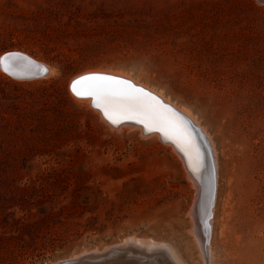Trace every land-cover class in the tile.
Listing matches in <instances>:
<instances>
[{
  "label": "rangeland",
  "instance_id": "obj_1",
  "mask_svg": "<svg viewBox=\"0 0 264 264\" xmlns=\"http://www.w3.org/2000/svg\"><path fill=\"white\" fill-rule=\"evenodd\" d=\"M13 51L50 72L0 74V264H54L129 238L209 264L190 233L195 186L178 152L112 127L71 91L97 69L192 113L218 163L210 264H264L261 0H0V55ZM17 219L33 223L24 244L6 240Z\"/></svg>",
  "mask_w": 264,
  "mask_h": 264
},
{
  "label": "bare ground",
  "instance_id": "obj_2",
  "mask_svg": "<svg viewBox=\"0 0 264 264\" xmlns=\"http://www.w3.org/2000/svg\"><path fill=\"white\" fill-rule=\"evenodd\" d=\"M12 53H18L22 57H27V59L32 61L34 64L39 65L42 68L46 69L45 74H47V77H48L50 69L48 68V66H46L47 64L45 65L43 62L39 61L38 59L36 60L33 57H30L29 56L30 54L27 55L24 53H20L18 51H13ZM0 56H3V55H0ZM15 71L17 72V74H22V73L26 74V75L30 74L29 78H15L13 75L10 76L2 68H0V74H6L9 77L13 78L14 80H16V79H19L20 81L21 80H33V79L37 80L43 76L41 74V72H40V74H38L39 71H37L35 68H33L31 70H27L25 68H20V69L15 70ZM52 73H53V69H52ZM88 74H103V75H108V76L114 77L116 79L128 81L129 83H131L135 87L141 88L144 91L151 94L152 96H155L156 99L161 104H163L166 107H168L169 109H171L181 120H183L186 123V125H187L186 131H187L188 137H190V140H191L193 153H194V155H197L198 159H199V166L195 167V168H192L189 166L188 159L185 157L184 153L167 136L162 135L160 132H158L154 129H151V128L146 129L142 123H137L135 120L120 119L116 122H111L110 120L105 118L103 112L98 107L93 106V101H92V98L90 96H88L86 94L80 96V97L84 98L85 101L87 103H89V105H91L93 108L97 109L98 114H100V117H102L105 120V122H107L108 124H110V125H111V123L116 124L118 122H123V121H127V120L134 121L135 123L123 124L121 128H123V129L124 128L139 129L140 132L142 133V135H144V136H152L151 134L154 133V134H156V137H158L160 140L166 142L176 152H178L179 156L181 157L182 162L185 164L183 167H186L187 176L192 181L193 184L192 183L191 184L193 186H195L194 198H193V201L191 203V207L188 211V214L190 215V219L192 221L191 222L192 223V226H191L192 230L190 233L194 234L193 236L195 237V240H196L195 243L197 242L198 254H200V256L203 258L204 261L207 259V261H209V264H210V262H211V260H210L211 259V251L209 249L210 221H211L212 208H213V199H215L214 194H215V188H216V182H217V180H216V178H217L216 177V174H217L216 173V167L218 164V163L216 164L217 160H215L216 155H215L213 145L211 143L210 138L208 139V137L210 135L209 136L204 135L206 133L201 131V130H203L202 129L203 127L199 131L196 129V126H194V125L195 124L197 125V123L194 121V119L192 117V113H190L189 110H187L185 108H181L179 106L178 107L176 106L177 108H175L174 106H172L171 103H170L171 104L170 105L168 102V99L165 96H163L159 90H156L155 88L150 87L149 85H147L145 83H140L138 80L133 79L128 73H124V72L119 71V70L102 71V70L97 69L96 71L94 70L93 72L87 71L84 74L83 73L81 75L78 74L79 75L78 77L83 76V75H88ZM78 77H76L75 79H77ZM75 79H73V80H75ZM117 128H118V126H117ZM121 128H120V130H122ZM116 130L117 129H115V131ZM171 147H170L171 153L175 152L174 150H171ZM175 157H177V155ZM211 167L213 170L212 175H213V187L214 188L212 187V184H211V171H210ZM184 171H185V169H184ZM196 173H198V174H196ZM212 189H213V191H212ZM211 191L213 192V199L209 205V199H210ZM114 246L115 247L116 246L117 247H120V246L128 247V246H130L132 248V250L140 256L151 257L153 255V257L156 259L155 262L158 261L155 264H183L182 263L183 261L178 258V256L173 252V250L171 248H169V252L171 255L170 254L168 255V253L166 251V250H168L167 245H165V246L160 245L158 243L152 242L151 240H140V239H136V238L135 239L129 238V239L123 240V242H121L117 245H114ZM110 248L111 247L108 246V247H104L102 250L95 249L92 251H84L80 255L77 254V256H75V255L71 256L69 259H76V258L81 257V256H88V255L92 256L95 254H101L103 251L109 250ZM157 257H158V259H157ZM204 263H207V262H204Z\"/></svg>",
  "mask_w": 264,
  "mask_h": 264
},
{
  "label": "snow or ice",
  "instance_id": "obj_3",
  "mask_svg": "<svg viewBox=\"0 0 264 264\" xmlns=\"http://www.w3.org/2000/svg\"><path fill=\"white\" fill-rule=\"evenodd\" d=\"M261 2L264 3V0ZM0 68L9 75H16L15 70L20 68L46 71L18 53L0 56ZM70 88L77 96H90L93 106L98 107L111 122L131 119L142 123L146 129L151 128L167 136L184 153L190 167L199 166L198 156L194 155L190 137L187 135L186 123L155 96L126 80L103 74L80 76L72 81Z\"/></svg>",
  "mask_w": 264,
  "mask_h": 264
},
{
  "label": "water",
  "instance_id": "obj_4",
  "mask_svg": "<svg viewBox=\"0 0 264 264\" xmlns=\"http://www.w3.org/2000/svg\"><path fill=\"white\" fill-rule=\"evenodd\" d=\"M7 54V53H6ZM4 54L3 56H5ZM3 69V68H2ZM41 71H39L38 74H40ZM30 75V74H29ZM29 75L26 74H16L13 75L15 78H29ZM11 76V75H10ZM123 121L118 122L116 124L111 123L112 127H117L121 124L125 123H135L134 121ZM211 184L213 187V170L211 167ZM214 188V187H213ZM213 191V189H212ZM210 193V199H209V205L213 199V192ZM158 259V257H157ZM155 258L153 255L151 257L149 256H140L136 252L132 250L130 246H120L115 247L111 246L109 250L103 251L101 254H95V255H88V256H81L76 259H66L58 261L54 264H152L155 263Z\"/></svg>",
  "mask_w": 264,
  "mask_h": 264
},
{
  "label": "trees",
  "instance_id": "obj_5",
  "mask_svg": "<svg viewBox=\"0 0 264 264\" xmlns=\"http://www.w3.org/2000/svg\"><path fill=\"white\" fill-rule=\"evenodd\" d=\"M30 224L33 223H28V221H20V219H17L14 221V225H15V233L16 236H10L8 238H6V240H15L18 239L20 240L23 244L25 243V241L22 240V236L25 234V230L30 226ZM22 244V247H23Z\"/></svg>",
  "mask_w": 264,
  "mask_h": 264
}]
</instances>
